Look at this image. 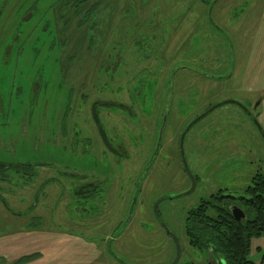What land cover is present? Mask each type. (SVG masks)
I'll return each mask as SVG.
<instances>
[{
	"label": "rangeland",
	"instance_id": "1",
	"mask_svg": "<svg viewBox=\"0 0 264 264\" xmlns=\"http://www.w3.org/2000/svg\"><path fill=\"white\" fill-rule=\"evenodd\" d=\"M73 1L0 0V19L24 24L23 54L32 59L28 62L24 58V63L13 65V74L4 85L14 84L17 77L27 79V72L51 69L63 83L56 91L66 90L65 63L43 46V41L55 33L60 39L84 41L80 52L75 49L71 66L82 72L83 80L90 84L84 92L88 96L122 98L126 92L134 94L133 86L127 90L123 74L134 72L133 83H140L142 88L140 96L132 97L139 101L135 106L138 104L146 117L144 137L145 141L148 137L150 145L144 158L158 141L168 112L163 142L148 177L152 179V189L139 194L138 200L144 201H137L129 220L124 217L129 200L119 202L121 198L116 196L96 207L108 223L104 218L98 221L99 227L95 219L76 221L77 217H69L66 208L70 198L65 189L67 177L64 180L57 175L58 170L92 165L110 171V166L100 158L96 160L91 152H83V145V149L65 146L68 140L63 135L56 136L52 148L47 143L41 147L42 140L25 138L21 132L18 135L16 127L20 124L2 127L0 123V160L50 163L43 164L45 168L35 165L27 180L32 182L31 187L22 186L21 176L12 171L10 179H0V264H209L203 252L187 241L183 226L187 210L219 185L239 188L245 186L251 174H264V142L256 127L259 122L264 129V0H82L81 9L94 8L89 11L85 30H75L79 17L71 14ZM69 22L71 26L66 25ZM127 42L129 54L125 52ZM98 43L105 46L98 50ZM56 45L58 48L59 42ZM103 61L114 62L113 68H106ZM198 67L209 72L219 68L222 73L211 78L209 85L207 75ZM188 81L192 90L186 87ZM120 84H124L123 89ZM78 98L74 92L55 94L52 106L56 107V116L66 102L71 103L69 115L74 114ZM6 99L4 93L3 108ZM224 100L227 101L213 107L185 134V162L197 178L190 192L180 194L188 179L180 170L176 139H167L170 130L166 127L173 118L172 123L189 121L209 103ZM10 103L12 115L19 114L17 100L13 97ZM28 128L31 135L33 128ZM136 132L134 136L141 141ZM224 171L227 172L221 174ZM244 176L246 181L241 182ZM57 178L64 180V185ZM160 193L165 197L160 199ZM37 208L42 216L34 214ZM144 208L147 215L143 214ZM153 212L162 217L163 224ZM163 227L178 239V255ZM114 232L121 233L113 238ZM260 238V242L264 241V237ZM260 238H253L252 243ZM112 252L125 263L116 260ZM254 253L258 258L260 250L251 253L253 258Z\"/></svg>",
	"mask_w": 264,
	"mask_h": 264
},
{
	"label": "flooded vegetation",
	"instance_id": "2",
	"mask_svg": "<svg viewBox=\"0 0 264 264\" xmlns=\"http://www.w3.org/2000/svg\"><path fill=\"white\" fill-rule=\"evenodd\" d=\"M81 1L82 0L73 1L70 8L72 9V16L76 19L77 17H79L74 24L76 26L75 30L87 29V16L89 15V11L94 9L91 7L81 9ZM95 6L96 4H93V7ZM20 18L26 19L27 16H21ZM38 24V22L35 23V27ZM21 25L19 23L9 24V21L4 19L3 17L0 19L1 126L3 127L5 125L15 123L20 124V127H16L18 129V135L21 132L25 138L28 137L30 139L34 136L36 137V139L42 140L43 143H41V147L45 146V143H47L48 147L52 148L54 146V142H56L55 138L57 135H63L65 138H67L68 142L65 144V146L74 148L78 147L79 149L82 148L80 147L81 145L85 146L86 149L82 150L83 152H91L96 160L100 158L102 162H105L110 166L111 170H102L92 165L76 166L77 168L63 167L58 170L57 175L64 178V180L67 177L68 180V182L65 180V189L70 192V198L66 202V208L68 214L70 215L69 217H77L74 220H86L87 222L89 220L95 219L97 222L96 226L99 227L98 221L104 218L105 222L108 223V220L103 213H98V210L96 208L98 206V203L106 202L108 198L119 196L121 198L119 202L124 201V203H126L129 200L127 213L126 215H124V217L127 216L126 220H129L134 212L137 201H144V198L138 200L139 194H143L146 190L150 192L152 189L150 188L152 186V179L148 180V177L151 175V170L153 168L152 164L157 159L158 151L163 142V131L166 124L168 112L166 111V115L163 117L162 128H160L159 130L158 141H155L153 149L151 148V152L148 154V156H146V158H144V153L147 154V150H149L150 145L148 143V137L147 141H145L144 137V131L145 133L147 131L146 117L141 107L139 108L138 104V108L135 106V102L139 101L135 100L132 97L134 95L140 96V91L142 88V85L140 83H133L134 72H123V74H125L124 77L126 78L125 84L127 85V90H130L131 86H133V90L135 91L134 94H132L131 92H126L127 97L125 96L122 98H111L112 96L105 97L100 95L88 96L87 93L84 92H86V89L90 84H86V82L83 80L84 75L82 72L74 70V66H71V63L73 62L72 57L75 54V49L80 52V48L82 47L84 41L79 42L74 40L73 38L69 39L67 37H65L64 39H60L56 37V33L54 34V37L49 39L48 41L44 40L43 46L48 47L51 56H53L54 58L59 57L65 63L66 76H64V78L68 79L65 88L66 90L63 92L56 91V89L59 90L62 87L63 83L62 81L58 80L60 78L59 76L53 75L54 72L51 69L45 70L44 72H27V79H25V76L21 77V80H19V78L17 77L14 84L10 83L9 86H5L4 81L6 80V78H8V76L13 74L11 70V67L13 65L21 62L24 63V58H26L28 62L32 61L31 58L24 57L25 55L23 54L24 39L22 38V35L24 29L21 31ZM66 25L71 26L72 23L69 22L66 23ZM57 42H59L58 48L56 45ZM104 46V44L101 46V44L98 43L96 48L100 50ZM125 47V52L129 54L130 44L127 42ZM131 48H135L134 44L131 45ZM39 49L40 46L39 48H36V51H38ZM82 57L85 59L84 55H82ZM103 63L108 69H112L114 66V62L111 63L103 61ZM198 68V71L203 72L207 75L209 79V85L212 81L211 78H216L220 73H222L221 69L219 68H217L215 72H209L206 69L200 67ZM15 74L17 76L18 73ZM111 77L114 78L113 75ZM24 84H27L26 88H24ZM120 86V89H123L124 84H120ZM186 87L187 89L191 88L190 90H192V84L189 83V81ZM66 92L69 94L73 92L79 94L75 113L69 115L71 103L66 102L63 108H61L60 114L56 116V107L53 108L52 106V102L55 99V94H64ZM4 93H7V105L3 108ZM13 97L17 100L16 111L20 112L19 114H15L14 116L12 115L13 109L10 106V102L12 101ZM169 102L170 99L168 100V103ZM214 104L216 103H209V105H207L203 110L199 111L198 114L189 121L184 122L183 120H179V122L177 123H172L175 119L173 118L170 120L169 124L166 127V129L170 130V136L167 137V139L169 141H173L174 139H176L179 158L181 159L180 162H182V164L180 165V170L182 172V176L186 175L188 179V185L180 191V194L190 192L195 186V181L197 178V175L192 173V171L189 169V166L186 164L187 162H185L183 152V140L185 134L189 131V128L196 121L202 118V116L193 121L194 118L207 110L210 111L213 107L211 109L209 108ZM206 113H204V115ZM135 114L138 115L137 121H135ZM59 123L62 124V127H59ZM28 127L33 128V132L31 133V135H28ZM135 131H137L136 135H138V133L140 134L142 138V140L140 139L141 141H139L134 136ZM139 142H141L142 144H140ZM154 147L155 152L153 153ZM5 162H12L13 165L6 166V168L3 170V175L0 176V179L2 181L10 179L9 172L12 171L21 176L20 181H22V186L26 184L30 185V187L32 186V184H30L32 182H28L27 180L31 177L35 169V165L50 164L46 161L33 162L6 160ZM43 168H45V165H43ZM48 169L51 168L48 167ZM149 169L150 172H148ZM54 171L56 172V170ZM226 172L227 171H224L221 174H225ZM262 175L264 176L263 173L257 171L251 174L249 181L245 184V186H241L239 188H230L225 184L219 185L216 190L210 192L205 196H202L196 204L192 205L187 210L184 217L183 226L187 241L188 236L186 234V218L190 210H199L200 208H204L206 210V213L211 215L216 214V211H214L216 208H227V212H229L234 219L246 220L247 209H249L250 207L248 203L249 201L251 202L254 198L253 194L248 193V187L250 185L251 189L255 188V183H258L262 179ZM125 178L127 179L126 183ZM49 179L50 175L48 174L45 182L47 181L46 183H48ZM57 180L60 184L64 181L60 178H57ZM244 181H246L245 176L241 182ZM178 182L179 186L182 185L183 177L180 178ZM256 194H259V192L257 191ZM172 196L173 195H168L167 197L170 198ZM159 197L160 199H162L165 197V195H163V193H160ZM1 201L2 203L7 205V202L3 198H1ZM27 211L30 212L32 211V209ZM117 213L119 214L120 211L118 210ZM153 213L155 217L157 216V219H159L160 223L163 224L162 217L159 216L158 213H156L157 215L155 214V212ZM34 214L36 216H42L38 208L36 209ZM143 214L147 215L146 208H144ZM193 217L194 219H196V221H199L201 219L200 215H195ZM205 217L207 218V216ZM139 222L144 221H141L140 219ZM209 225L213 226L212 222H209ZM162 229H165V232L169 237H171L174 250L177 254V245L179 247V251L181 249L178 239L176 238V241L173 239L174 234L170 229L167 230L166 227H163ZM119 233L114 232L113 238L116 234ZM260 237L263 236H258L256 238ZM260 240L261 238L259 239V241H257L256 244L252 243V245L254 247L257 246V251L260 250L261 253L264 246L261 247L259 245L260 243H264V241L260 242ZM198 250L200 252H203L202 255L205 257L209 264H226L224 258L221 256H217L214 251H211L208 248L204 250ZM112 253L116 260L123 262V260L118 256L116 252Z\"/></svg>",
	"mask_w": 264,
	"mask_h": 264
},
{
	"label": "trees",
	"instance_id": "3",
	"mask_svg": "<svg viewBox=\"0 0 264 264\" xmlns=\"http://www.w3.org/2000/svg\"><path fill=\"white\" fill-rule=\"evenodd\" d=\"M11 165L12 162L0 161V176L6 166ZM255 184L253 189L250 185L248 187V193L253 194L254 198L251 202L248 199L250 207L247 209L246 220L234 219L227 208H216V214L211 215L204 208L190 210L186 218L188 243L201 250L208 248L214 251L217 256L224 258L226 264H261L264 248L257 254L258 258L256 255L251 257V253L257 252L252 239L264 237V176ZM257 191L259 194H256ZM195 215H200L201 219L196 221L193 217Z\"/></svg>",
	"mask_w": 264,
	"mask_h": 264
},
{
	"label": "water",
	"instance_id": "4",
	"mask_svg": "<svg viewBox=\"0 0 264 264\" xmlns=\"http://www.w3.org/2000/svg\"><path fill=\"white\" fill-rule=\"evenodd\" d=\"M226 101H227V100H226ZM226 101H225V100H224V101H220V102H218V103L212 105L209 109H211L212 107H214V106H216V105H218V104H220V103H222V102H226ZM207 111H208V110H207ZM207 111H205L204 113H206ZM204 113H202V114H200L199 116H197L196 118H194L193 121H195V120H197L198 118H200L201 116H203ZM193 121H192V122H193ZM256 121H257V120H256ZM192 122H191V123H192ZM257 127H258V130L260 131V133H261V135H262L263 140H264V130H263V128L261 127V125L259 124V122H257ZM181 139H182V137H181ZM191 187H192V185H191ZM188 191H189V190H188ZM166 229L169 230L167 227H166ZM173 239L176 241V237H175V235H173ZM178 252H179V247H178V245H177V254H178ZM262 264H264V258H263Z\"/></svg>",
	"mask_w": 264,
	"mask_h": 264
}]
</instances>
